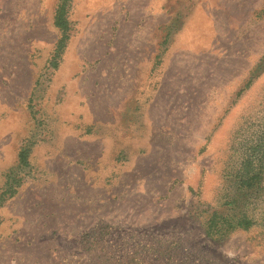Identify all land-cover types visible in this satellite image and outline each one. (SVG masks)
<instances>
[{
	"label": "rangeland",
	"instance_id": "obj_1",
	"mask_svg": "<svg viewBox=\"0 0 264 264\" xmlns=\"http://www.w3.org/2000/svg\"><path fill=\"white\" fill-rule=\"evenodd\" d=\"M62 1L0 0V264H264V0H65L53 60Z\"/></svg>",
	"mask_w": 264,
	"mask_h": 264
},
{
	"label": "trees",
	"instance_id": "obj_2",
	"mask_svg": "<svg viewBox=\"0 0 264 264\" xmlns=\"http://www.w3.org/2000/svg\"><path fill=\"white\" fill-rule=\"evenodd\" d=\"M66 2L63 0L56 10V15L54 19V24L59 28L63 35L58 41L56 46V51L53 60L57 58L64 52L66 47L67 38L66 32L68 30V23L66 21ZM54 67H57V61H53ZM29 150L22 148L19 152V163L22 166H27ZM237 180L235 182L236 191L232 196V200L228 202V205L233 204L234 210L231 213L219 214L217 211L213 213L210 219V223L207 227L208 234H222L227 230H235L237 228H249L253 224V219L249 218L246 212H239V206L243 202V195L247 196V193L259 185L260 182V171L256 169L254 162L252 160H245L240 169L237 172ZM220 224H222L220 226Z\"/></svg>",
	"mask_w": 264,
	"mask_h": 264
}]
</instances>
